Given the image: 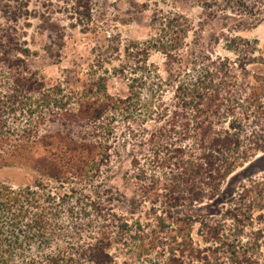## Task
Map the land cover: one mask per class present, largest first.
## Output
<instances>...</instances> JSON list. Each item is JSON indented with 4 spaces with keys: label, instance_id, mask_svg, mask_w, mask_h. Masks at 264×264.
Masks as SVG:
<instances>
[{
    "label": "trees",
    "instance_id": "1",
    "mask_svg": "<svg viewBox=\"0 0 264 264\" xmlns=\"http://www.w3.org/2000/svg\"><path fill=\"white\" fill-rule=\"evenodd\" d=\"M257 2L220 3L223 12L238 11L244 26L260 22L255 15L264 20V5L260 12ZM163 20L160 32L169 27L168 34L179 36L182 29L173 27L185 20L176 13ZM224 41L235 60L205 57L191 82L175 85L173 106L168 109L162 96L150 112L151 105H143L148 110L143 124L159 125L149 137L128 133L137 150L125 176L151 198L154 211L143 223L134 211H115L113 203L123 196L111 189L95 186L76 195L66 188L73 179L93 183L103 168L106 175L116 174L109 163L115 118L132 120L139 107L133 87L115 97L100 82L93 88L82 83L78 90L61 83L45 86L24 74L11 37L1 35L0 171L26 169L37 179L26 184L0 180V264H264L262 233L242 234L245 221L264 209V183L248 179L250 184L238 191L225 184L244 163L248 169L263 159L264 59L253 56L256 46L244 39ZM148 46H159L165 54L172 50L158 41ZM56 122H81L88 129L76 134L44 130ZM210 204L225 205V219L192 214L196 206ZM115 255L121 256L119 263Z\"/></svg>",
    "mask_w": 264,
    "mask_h": 264
},
{
    "label": "rangeland",
    "instance_id": "2",
    "mask_svg": "<svg viewBox=\"0 0 264 264\" xmlns=\"http://www.w3.org/2000/svg\"><path fill=\"white\" fill-rule=\"evenodd\" d=\"M220 2L221 0H0V36L11 37V47L15 49L16 57L23 61L20 67L25 69L24 74L42 81L45 86L61 83L67 90H78L82 83L93 88L100 82L106 86L108 94L115 97L128 95L130 87H133V92L138 96L139 107L132 113L133 121L126 122L120 116L115 118L109 163L116 174L106 175L103 168L101 177H106V180L99 177L93 183H88L73 179L68 180L66 188L74 189L76 195L95 186L111 189L123 196L121 202L113 203L117 213L127 215L134 211L135 217H141L143 223L154 217L152 204L148 203L151 198L143 195L136 184L125 176L129 171L130 155L137 150L129 131L133 130L136 135L147 138L159 126L152 120L143 124L148 111L143 105H151L150 112L152 104L155 105L162 96L168 109L173 106L175 85L179 82H191L196 76L194 69L207 56L212 59L227 57L231 61L235 60V55L225 47V37L248 41L251 43L249 46H256L257 53L253 56L259 58L262 54L264 59V20L261 14L254 16L260 22L250 20L243 26L240 24L243 17L236 14L238 11L223 12V4ZM257 3L262 12L264 0H258ZM241 10L244 8L240 7L239 11ZM175 13L185 22L182 27L171 24H175L174 29H182V32L179 36L178 32L168 34L170 28L167 27L162 39L160 31L163 19L170 20ZM154 41L172 49L169 50L171 52L165 54L159 46H148V43ZM159 85L161 90L158 89ZM55 129L76 134L88 127L81 122L69 126L56 122L44 127L48 131ZM142 154L147 152L142 151ZM261 155L258 153L257 156ZM262 157L257 167L243 169L246 166L244 163L233 172L225 183L228 184L229 191H238L240 185L247 186L252 180L264 183V155ZM143 165L149 166L147 162ZM36 179L37 175L26 169L5 168L0 171V180L13 184L31 183ZM41 180L54 187L51 180L44 177ZM66 188L59 190L63 192ZM222 207L226 208L222 204L196 206L192 214L221 221L225 219ZM220 215L224 217L221 218ZM245 222L243 235H248L253 229L259 230L264 236V209L255 210L252 221ZM229 223L226 220V224ZM193 228L195 237L198 225L195 224ZM116 257L119 263L121 256Z\"/></svg>",
    "mask_w": 264,
    "mask_h": 264
}]
</instances>
